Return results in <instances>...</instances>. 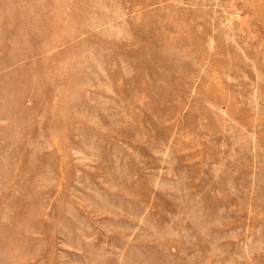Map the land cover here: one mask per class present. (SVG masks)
Wrapping results in <instances>:
<instances>
[{
    "label": "rangeland",
    "instance_id": "obj_1",
    "mask_svg": "<svg viewBox=\"0 0 264 264\" xmlns=\"http://www.w3.org/2000/svg\"><path fill=\"white\" fill-rule=\"evenodd\" d=\"M0 264H264V0H0Z\"/></svg>",
    "mask_w": 264,
    "mask_h": 264
}]
</instances>
